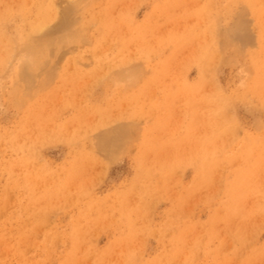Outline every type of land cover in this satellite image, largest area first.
Returning a JSON list of instances; mask_svg holds the SVG:
<instances>
[{
  "label": "rangeland",
  "instance_id": "obj_1",
  "mask_svg": "<svg viewBox=\"0 0 264 264\" xmlns=\"http://www.w3.org/2000/svg\"><path fill=\"white\" fill-rule=\"evenodd\" d=\"M0 264H264V0H0Z\"/></svg>",
  "mask_w": 264,
  "mask_h": 264
},
{
  "label": "bare ground",
  "instance_id": "obj_2",
  "mask_svg": "<svg viewBox=\"0 0 264 264\" xmlns=\"http://www.w3.org/2000/svg\"><path fill=\"white\" fill-rule=\"evenodd\" d=\"M74 5H75V4H74ZM64 16H65V14L63 15V17H64ZM63 20H64V18H63ZM65 20H66V19H65ZM65 20H64V22H65ZM67 20H68V19H67ZM67 20H66V23H67ZM64 22H59V24H62V23L64 24ZM64 25H65V24H64ZM61 26H62V25H61ZM57 27H59V26H57ZM57 27H56V28H57ZM59 28H61V27H59ZM59 30H60V29H59ZM29 55H30V54H29ZM31 62H32V61H31ZM31 62H30V63H31Z\"/></svg>",
  "mask_w": 264,
  "mask_h": 264
}]
</instances>
